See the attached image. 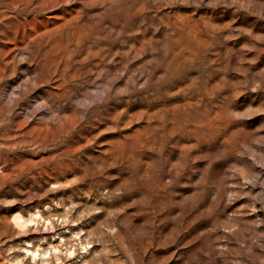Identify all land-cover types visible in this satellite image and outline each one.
<instances>
[{"label":"rangeland","instance_id":"1","mask_svg":"<svg viewBox=\"0 0 264 264\" xmlns=\"http://www.w3.org/2000/svg\"><path fill=\"white\" fill-rule=\"evenodd\" d=\"M0 264H264V0H0Z\"/></svg>","mask_w":264,"mask_h":264}]
</instances>
